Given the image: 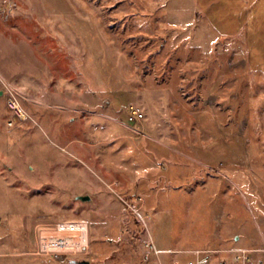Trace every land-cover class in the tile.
Instances as JSON below:
<instances>
[{
	"label": "rangeland",
	"instance_id": "374dc122",
	"mask_svg": "<svg viewBox=\"0 0 264 264\" xmlns=\"http://www.w3.org/2000/svg\"><path fill=\"white\" fill-rule=\"evenodd\" d=\"M0 94V264L264 262V0H0Z\"/></svg>",
	"mask_w": 264,
	"mask_h": 264
},
{
	"label": "built area",
	"instance_id": "2783aa9c",
	"mask_svg": "<svg viewBox=\"0 0 264 264\" xmlns=\"http://www.w3.org/2000/svg\"><path fill=\"white\" fill-rule=\"evenodd\" d=\"M6 97V107L8 112L11 114V118L8 122L9 126H13L18 121H23L27 119L26 112L23 110V107L19 100L17 99L16 95L13 94L10 90L5 91ZM143 118V114L139 108L134 105L129 106V115L128 121L129 122H138ZM85 223L82 222H69V223H57L55 232H61L65 226L66 231L74 232L77 229L78 225H84ZM62 229V230H61ZM87 233V228H86ZM59 235V234H58ZM64 240L61 237H57L51 240L49 243L44 244L43 238L40 244L41 251H50V252H58L56 256L60 255V250H69L72 248L65 247L66 243L63 242ZM257 251H261L260 249L255 248H239V249H232V250H225V249H216V248H204V249H193L183 251L190 255L189 259L186 261L185 264H211L214 258L223 255L224 253H230L232 263L233 264H264L261 260H258L254 263L253 261V254ZM157 253V251L155 250ZM65 258V257H62ZM148 259V254L146 255ZM172 264H181L179 260H174ZM222 264V262H221Z\"/></svg>",
	"mask_w": 264,
	"mask_h": 264
},
{
	"label": "bare ground",
	"instance_id": "6f19581e",
	"mask_svg": "<svg viewBox=\"0 0 264 264\" xmlns=\"http://www.w3.org/2000/svg\"><path fill=\"white\" fill-rule=\"evenodd\" d=\"M64 229L61 232H56V234L52 235L51 237H49V235H51L50 233H48V231H46V234H44V237H47V239H45L44 244L49 243L51 240L57 238V237H61V239H63L66 243L65 247H69V248H74V246H78L79 244H84L86 241V228L87 225H78L76 231L74 232H68L65 229V226H63ZM60 234V235H58ZM49 237V238H48Z\"/></svg>",
	"mask_w": 264,
	"mask_h": 264
},
{
	"label": "water",
	"instance_id": "95a60500",
	"mask_svg": "<svg viewBox=\"0 0 264 264\" xmlns=\"http://www.w3.org/2000/svg\"><path fill=\"white\" fill-rule=\"evenodd\" d=\"M1 95V94H0ZM79 199L82 201H87L89 200L88 196H79ZM73 263H77V264H90V262L88 260H73Z\"/></svg>",
	"mask_w": 264,
	"mask_h": 264
},
{
	"label": "crops",
	"instance_id": "0c3cea01",
	"mask_svg": "<svg viewBox=\"0 0 264 264\" xmlns=\"http://www.w3.org/2000/svg\"><path fill=\"white\" fill-rule=\"evenodd\" d=\"M258 1V0H257ZM54 233V232H53Z\"/></svg>",
	"mask_w": 264,
	"mask_h": 264
}]
</instances>
